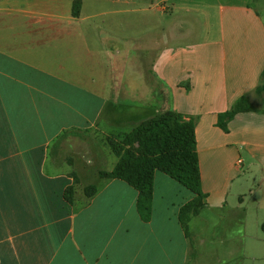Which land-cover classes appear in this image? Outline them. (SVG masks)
Masks as SVG:
<instances>
[{
    "label": "crops",
    "instance_id": "1",
    "mask_svg": "<svg viewBox=\"0 0 264 264\" xmlns=\"http://www.w3.org/2000/svg\"><path fill=\"white\" fill-rule=\"evenodd\" d=\"M74 1L0 0V264H200L208 231L223 233L242 264H264V93H253L264 69V0H78L77 16ZM78 46L88 56L117 54L116 64L74 73L67 61ZM153 79L163 110L195 118L206 197L187 235L178 215L193 194L166 174L154 172L143 221L138 191L118 178L66 201L71 179L46 155L59 133L105 107L139 118L158 112ZM50 83L60 84L58 98ZM242 95L260 105L218 126ZM41 102L55 106L43 135L34 127ZM16 167L32 170L29 197L45 206L26 201Z\"/></svg>",
    "mask_w": 264,
    "mask_h": 264
},
{
    "label": "rangeland",
    "instance_id": "2",
    "mask_svg": "<svg viewBox=\"0 0 264 264\" xmlns=\"http://www.w3.org/2000/svg\"><path fill=\"white\" fill-rule=\"evenodd\" d=\"M78 8L79 3L75 2L73 10ZM103 16L107 17L108 13L104 12ZM126 34L122 35V37L124 38V36H127ZM74 48L77 50L74 51L70 57H68L67 63L68 67H70V63H72L73 71L77 74H80L82 70H85V67L97 70V67H105L106 65L113 66V64H116L115 60L118 58L117 54L112 56L107 54L88 56L81 51L80 46ZM60 59V57L57 59L58 67L61 61ZM64 64L63 60V65ZM152 86L153 95L149 102L155 103L154 107L157 106V108H159L158 112H161L164 107L160 101V86L154 79L152 81ZM48 88L52 93V96L55 95L57 98L62 91L59 83L57 85L50 83ZM80 95V90L74 89L72 96L74 103H76L75 99L80 97ZM51 104L46 105V103L41 102L39 107V119H37V114L35 113L34 127L37 129L39 126L41 135H43L42 131L45 128L49 130L48 123L54 116L55 106ZM252 105L259 106V100H255ZM23 109L25 110L24 119L26 121L29 117V105L24 104ZM105 109L107 108L105 107ZM105 109L103 111L104 113H102V115H100L96 120H92L84 125L82 124L64 129L56 136V138L52 140L46 150L47 157L52 160L53 165H55V171L57 173H65L70 177L71 193L73 198L74 196L88 197V194L92 191L91 187L95 188L94 190H98L109 179H111L102 174L103 172L110 171L117 161V157L108 145V138L113 140L122 139L125 133L137 128L145 119L139 118V115L134 117L135 115L133 114V111L130 112L127 108L114 110L110 106L107 110ZM154 112L157 111L154 109ZM135 113L138 114L139 112ZM129 116L133 119L129 120ZM22 127L24 128V123ZM31 173L32 170L26 167H16L15 170L16 176L19 175V178L24 180V187L27 188V195L25 196L26 201L31 206L43 207L45 206L46 200L42 198L34 200L29 197V193L33 190L32 187H30L28 180V174ZM43 187L47 188V185L44 183ZM44 192L47 193L46 191ZM205 235L211 236L207 239L205 237L201 248L199 249L201 254L200 264H242V257L239 254V249L225 248L224 241H221V238L219 241L218 238L219 236L222 237L223 233L219 234L216 232L211 234L208 231ZM191 254L195 255L194 248L191 249ZM228 257H231V259L225 263V260H228ZM249 264H257V262H253L252 259H250Z\"/></svg>",
    "mask_w": 264,
    "mask_h": 264
},
{
    "label": "trees",
    "instance_id": "3",
    "mask_svg": "<svg viewBox=\"0 0 264 264\" xmlns=\"http://www.w3.org/2000/svg\"><path fill=\"white\" fill-rule=\"evenodd\" d=\"M75 2L79 3L78 0ZM78 10L73 11L74 16L78 15ZM253 93L256 96L264 93V69ZM252 108L250 95H242L229 110L218 114L216 124L226 129L227 122L235 114ZM194 126L193 116L172 110L147 115L137 128L125 133L122 139L108 138V145L117 161L110 171L102 173L108 178L121 179L138 191L136 208L143 221L150 219L152 183L156 170L186 187L193 197L181 206L178 215L186 235L190 215L203 208L206 197L201 188ZM91 188L88 197L96 191ZM64 196L66 201L72 202L70 186L66 188Z\"/></svg>",
    "mask_w": 264,
    "mask_h": 264
}]
</instances>
